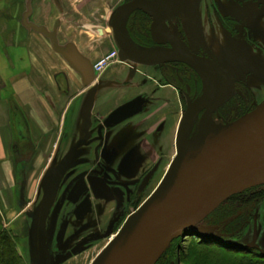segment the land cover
<instances>
[{"label": "flooded vegetation", "instance_id": "obj_1", "mask_svg": "<svg viewBox=\"0 0 264 264\" xmlns=\"http://www.w3.org/2000/svg\"><path fill=\"white\" fill-rule=\"evenodd\" d=\"M132 1L122 0L115 8L110 6V15ZM144 1L165 7L169 0ZM152 25L150 16L136 11L127 24L133 43L162 57L174 50L178 60L155 67L120 61L112 65L126 68L132 79L138 74L143 76L141 87L148 85V76H155L158 86L152 85L149 93L122 103L109 115L93 113L89 130L85 125L86 112L82 114L79 135H74L66 152L44 156L40 184L29 203L24 200L22 186L19 204L24 205V211L30 210L26 212L27 232L21 239L32 237V247L36 249L33 261L86 264L105 240L113 238L163 182L175 160L179 129L189 105L198 103L206 94L215 97L211 105H219L212 120L226 125L264 103V0H188L184 11L167 22V35L159 31V39H177L174 45L155 42ZM114 50L119 55L115 43ZM184 53L197 59L196 68L182 62ZM129 87L126 83L121 89ZM168 87L177 93V110L173 112L170 99L158 101L154 96ZM135 100L142 101L141 111L123 120L134 109L117 112ZM205 112H199L191 137L198 133ZM261 192L264 185L245 191L240 201L254 200L250 205L255 204L261 197L255 194ZM239 209L238 215L226 222L228 225L225 217L217 216L204 220L199 227L216 229L208 232L211 238L225 241L231 234L226 226L235 221L242 224V217H246L242 227L247 226L248 211L253 209L247 204ZM25 233L26 237H22Z\"/></svg>", "mask_w": 264, "mask_h": 264}, {"label": "crops", "instance_id": "obj_2", "mask_svg": "<svg viewBox=\"0 0 264 264\" xmlns=\"http://www.w3.org/2000/svg\"><path fill=\"white\" fill-rule=\"evenodd\" d=\"M121 1L0 0L1 187L16 188V167L22 186L37 181L38 162L66 152L88 108L91 115H109L122 103L149 93L152 85L158 86V79L148 76V85L141 87L143 76L132 79L126 68L115 64L85 89L81 76L54 51L50 40L29 26L53 32L58 25L59 45L74 44L94 65L114 50L109 10ZM126 83L130 87L121 89ZM154 96L158 101L167 97L170 111L177 110L173 87Z\"/></svg>", "mask_w": 264, "mask_h": 264}, {"label": "water", "instance_id": "obj_3", "mask_svg": "<svg viewBox=\"0 0 264 264\" xmlns=\"http://www.w3.org/2000/svg\"><path fill=\"white\" fill-rule=\"evenodd\" d=\"M187 5L188 0H169L165 7L133 0L119 6L112 15L110 29L120 62L155 67L178 60L174 50L162 57L137 48L129 37L127 24L136 11H141L153 19L155 42L174 45L177 39H159V31L163 30V34L167 35L164 30L167 22L179 16ZM29 26L50 40L54 51L81 76L85 89L95 83L97 76L92 62L74 44L65 47L59 45L58 25L53 32L32 24ZM182 62L195 68L198 66L197 59L187 53H184ZM214 98L206 94L198 103L189 105L177 137L176 158L163 182L148 201L127 219L92 264H157L171 244L186 237L187 232L193 231V235L211 238L208 232L216 229L200 228L199 225L232 197L264 185V103L236 122L217 125L212 120L213 111L219 105L215 102L211 105L210 101ZM131 109H134L133 112L124 116L123 120L138 114L142 101L130 102L117 113H127ZM202 110L206 112L198 133L191 137ZM90 121L91 109L88 108L86 130L90 129ZM255 248V242L248 245V249Z\"/></svg>", "mask_w": 264, "mask_h": 264}, {"label": "rangeland", "instance_id": "obj_4", "mask_svg": "<svg viewBox=\"0 0 264 264\" xmlns=\"http://www.w3.org/2000/svg\"><path fill=\"white\" fill-rule=\"evenodd\" d=\"M43 164H44V161L43 159H41L38 162L39 166L37 167L38 169L37 170L38 176H36L37 181L35 179L32 185H30V187L24 186L23 188V191L25 190L23 193L24 195L23 197H24V200H26V202L28 203L31 202V200H33L36 195V189L38 187V183L40 184L39 182L40 175L44 169V168L41 169ZM31 168L32 167L28 169L29 170L36 169V167L32 169ZM16 169L18 171V173L16 172L17 175L20 176L19 174L20 170L17 167ZM19 176H18L19 178L18 184L16 188L14 189L11 188L9 185L5 187L4 184H1L2 187L0 186V213L3 215V227L14 235L16 239L15 243L17 245V250L20 256L23 257L22 258L23 261L25 262V264H33L32 258H34V255H33L32 246L34 245V243L31 240L32 237L31 239H28V237L25 239H21V235H23L24 231H26L28 227V219L26 218V212H28L30 209L25 208V211H24V208H23L24 205L20 207L19 202H20V197H21L20 195H22L21 189H22L23 181L21 180L22 178H20L21 176L20 177ZM241 195L243 194L237 195L236 196L237 198H235L233 201H230V199L228 200L230 202L227 204L225 209L232 208L231 210H229L231 211V213L228 214V216L225 217V213H223L222 211L223 209H221L225 205V203L228 202L226 201L215 212L209 215L206 219H211V218L216 219L217 216H220L218 218H222L221 216H223L225 217V225H228V223L226 222L229 221L230 218L236 217L239 213V210H240L239 208L247 204L249 208L253 209L252 212L248 211L249 218L246 220L248 221L247 226L242 227L243 220H245L246 217L241 218L240 221L242 224L240 223L238 224V221H235L231 223L229 226H226L227 229L231 231V234H229L226 237L227 240L225 241L220 240V239L200 237L197 235H193L194 233L193 231L187 232L186 237L179 238L178 239L179 241L176 240L178 241V243L175 244L174 249L172 250V254L174 255V257L172 258L173 261L171 263L172 264H191L193 259L198 254L197 248L200 246V244H205L209 242L220 245V247H223L222 249L224 251H225V247L233 249V250L243 251L244 253H252L253 251H255L260 257H264V192H261V194L259 193L255 194L259 197L261 196L262 198L260 197L259 201H255V204L253 203L252 205H250V203L253 202L254 200H250L248 203L241 202L240 201ZM257 196H255L254 199H256ZM25 205L26 207H29V204L25 203ZM124 224L125 223H123V225L120 226L119 230H121ZM22 237H26V233ZM111 240L112 238L109 240H105L99 246V248L96 249V251L88 257L89 259L86 264L92 263L98 257V255L104 250V248L107 246V244ZM251 242H255L257 245V248L253 251L248 249V244ZM222 255H225V253H222ZM33 262H35L36 264H39L37 261H33ZM206 263L214 264V262L208 259H206Z\"/></svg>", "mask_w": 264, "mask_h": 264}, {"label": "trees", "instance_id": "obj_5", "mask_svg": "<svg viewBox=\"0 0 264 264\" xmlns=\"http://www.w3.org/2000/svg\"><path fill=\"white\" fill-rule=\"evenodd\" d=\"M235 198L237 197L231 198L230 201H233ZM230 201L226 202L221 208L223 209V213H225V217L231 213L229 210L232 208L225 209ZM178 241H175L171 245L157 264H172V258L174 257L172 250ZM15 242L14 235L3 227V215L0 213V264H25L22 259L23 257L20 256L17 250ZM222 248L220 245L210 242L200 244L197 248L198 254L191 264H205L206 259L211 260L214 264H264V257H260L255 251L252 253H244L243 251L233 250L227 247H225L224 251ZM222 253H225V255H222Z\"/></svg>", "mask_w": 264, "mask_h": 264}, {"label": "built area", "instance_id": "obj_6", "mask_svg": "<svg viewBox=\"0 0 264 264\" xmlns=\"http://www.w3.org/2000/svg\"><path fill=\"white\" fill-rule=\"evenodd\" d=\"M119 55L116 50H112L103 56L97 63L94 64V71L97 76L102 75L105 70L113 63L119 62Z\"/></svg>", "mask_w": 264, "mask_h": 264}, {"label": "bare ground", "instance_id": "obj_7", "mask_svg": "<svg viewBox=\"0 0 264 264\" xmlns=\"http://www.w3.org/2000/svg\"><path fill=\"white\" fill-rule=\"evenodd\" d=\"M175 158H176V157H175ZM114 237H115V236H114ZM114 237H113V238H114Z\"/></svg>", "mask_w": 264, "mask_h": 264}]
</instances>
